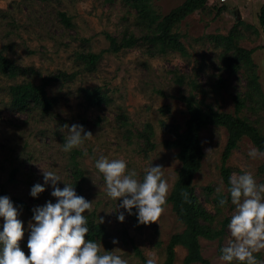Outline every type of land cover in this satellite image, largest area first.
<instances>
[{
    "label": "rangeland",
    "instance_id": "rangeland-1",
    "mask_svg": "<svg viewBox=\"0 0 264 264\" xmlns=\"http://www.w3.org/2000/svg\"><path fill=\"white\" fill-rule=\"evenodd\" d=\"M185 1L151 0V4L158 14L167 16ZM263 5L264 0H209L204 10L191 13L173 30L179 34L187 56L175 51L154 56L157 50L140 40L118 54L106 52L96 70L86 72L78 55L108 50L106 35L120 41L128 33H144L136 25L134 8L124 0H0V51L18 65L35 70L30 78L15 80L0 74V196L7 195L12 202L18 198L31 211L49 200L54 203L51 184L45 185L37 197L30 195V189L36 183L44 184L45 170H57L62 181L72 184V153L61 150L67 135L63 126L82 124L93 135L73 149L81 153L77 158L84 171L81 195L93 202L90 212L85 210L84 215H94L96 223L104 227L100 243L105 250L119 248L117 254L126 258L128 264H145L148 258L162 264L170 239L185 230L168 201L182 163L177 151L163 144L174 139L172 127L185 128L189 115L182 97L192 96L198 102L204 99L216 111L237 114L264 129V104L247 100L242 108H237L236 95L243 98L246 94L244 71L232 74L228 70L235 45L254 50L252 60L264 91V29L259 23ZM61 13L70 19V26L63 22ZM233 30L237 35L230 44L226 38ZM60 72L75 77L62 85L56 80ZM46 78H51L49 96L56 100L51 111L33 109L23 113L12 108L8 91L11 85L29 80L41 84ZM95 87H101L109 97V102L101 107L85 100V90ZM227 140L225 128L210 126L202 131L205 156L193 180L199 201L215 218L211 226L218 230L221 222H229L235 209L230 199L224 208L214 203L217 194L229 195L221 175ZM252 147L255 146L250 139L244 137L227 167L231 174L251 171L258 184L264 183V157L249 158ZM209 149L212 150L208 152ZM100 156L124 158L139 178L151 163L164 168L169 191L165 210L156 222L139 226L132 215L135 208L129 214L118 207L122 198L107 197L103 176L94 163ZM62 181L57 186L63 188ZM13 204L25 229L19 245L28 255V225L33 213ZM120 212L125 215L123 222L117 220ZM113 238L118 240L115 245ZM231 238L227 226L222 240L200 238L203 257L212 264H225L219 260L220 248ZM175 252V264H184L187 250L177 246ZM254 255L264 259V249Z\"/></svg>",
    "mask_w": 264,
    "mask_h": 264
},
{
    "label": "clouds",
    "instance_id": "clouds-1",
    "mask_svg": "<svg viewBox=\"0 0 264 264\" xmlns=\"http://www.w3.org/2000/svg\"><path fill=\"white\" fill-rule=\"evenodd\" d=\"M63 128L67 129L61 144L64 152L81 147L93 137L82 124H65ZM248 157H264V149L252 147ZM94 163L103 176L107 197L122 198L118 207L129 214L135 208L140 224L157 221L165 210L169 191L161 165L151 163L139 178L134 168H128L124 158L100 156ZM42 174L44 184H34L30 195L37 197L45 190V185L51 184V196L56 200L32 209L28 225V255L19 245L25 229L23 221L18 218V209L7 195L0 196V218L3 220L0 223V264H128L126 258L117 254L119 248L105 250L101 243L85 239L89 228L84 213L85 210L90 212L93 202L78 195L72 184L62 181L57 170H45ZM58 181L64 183L63 188L57 186ZM228 183L229 195L219 198L217 206L224 208L229 197L235 206L227 225L232 238L220 248L219 260L225 264H264V259L254 255L264 249V183L258 184L251 171L233 172ZM183 196L188 199V193ZM124 219V212H120L117 220L123 222ZM100 222H103L102 217ZM112 243L115 245L118 240L113 238ZM145 264H156V261L148 258Z\"/></svg>",
    "mask_w": 264,
    "mask_h": 264
},
{
    "label": "trees",
    "instance_id": "trees-1",
    "mask_svg": "<svg viewBox=\"0 0 264 264\" xmlns=\"http://www.w3.org/2000/svg\"><path fill=\"white\" fill-rule=\"evenodd\" d=\"M45 1V0H43ZM130 8H134L137 12L136 25L144 32L142 35L135 33L126 34L122 40L106 35L109 42V49L101 53L84 52L78 55V60L83 65V70L86 72H93L96 70V65L100 58L106 52L118 54L124 49L134 47L138 42L146 41L152 49L157 50V53L162 55L169 51H175L187 56L185 46L180 42L179 34L174 32L175 27L188 15L199 10H204L207 7L209 0H186L180 7L174 9L169 15L162 16L158 14L151 4V0H124ZM63 22L70 26V19L64 14H60ZM260 26L264 29V5L259 14ZM139 29V30H140ZM236 30H233L228 36L222 37L228 39L230 44H233V38L236 37ZM140 36V37H139ZM264 49V45H263ZM254 50H247L238 45H235L231 57L228 59V70L235 74L237 71L243 70L246 78V94L243 98L236 95L237 108H242L244 103L249 100L251 102H258L264 104V91L260 82V76L257 73L256 67L252 60ZM35 73L31 67H24L18 65L14 60L8 58L0 51V74L8 79L30 78ZM57 81L63 84L70 83L75 75L60 72ZM56 75V77H57ZM52 78V77H51ZM46 78L37 84L33 80L22 83H15L9 87L10 103L14 110L28 113L33 109H39L44 113L52 110L55 99L49 96L48 88L50 87V79ZM179 83H183L181 79ZM194 88L197 85L193 84ZM85 100L88 104L101 107L109 102L107 93L101 87L85 90ZM185 104L186 111L189 115L185 123V128L180 130L177 127H172L171 132L174 134V139L163 142L168 149L177 151V158L181 162V168L178 174V180L174 187V192L168 200L173 205V212L178 216L182 224L185 225V230L179 234L174 235L167 246V254L162 264H175L177 246H183L187 250V255L184 259V264H212L202 255L200 238L207 240H222L224 228L228 225V220L221 222V230L213 228L211 225L215 220L206 208L201 204L199 198L193 187V180L196 174L200 171L204 160L205 153L201 145V133L204 129L210 126L225 128L228 134L227 145L223 154V165L221 170L222 179L229 187V176L231 169L227 167V162L234 150L237 149L239 142L247 137L255 147L264 149V129H259L251 124L248 119L230 113L216 111L212 106L206 105L205 100L199 102L192 96L182 97ZM168 109V107H166ZM169 110V109H168ZM71 167L73 170L75 191L78 195L82 194V184L84 180V171L80 167L77 158L78 150H72ZM81 154V153H80ZM16 170L12 171L11 179L14 180ZM188 193V199L185 200L183 193ZM225 196L224 194H217L214 198V203L217 206L218 199ZM230 199V197H229ZM13 202L22 208L29 211V206L18 198H14ZM228 205V204H227ZM217 210H221L217 208ZM32 212V211H31ZM136 213V210L134 211ZM132 213L137 222L136 214ZM88 217L89 231L85 235L86 240H94L97 243L102 242L104 235V227L96 223L95 217L92 214L86 215ZM139 226L142 224L138 223ZM107 247L109 243H106Z\"/></svg>",
    "mask_w": 264,
    "mask_h": 264
},
{
    "label": "built area",
    "instance_id": "built-area-1",
    "mask_svg": "<svg viewBox=\"0 0 264 264\" xmlns=\"http://www.w3.org/2000/svg\"><path fill=\"white\" fill-rule=\"evenodd\" d=\"M227 0H221V2H226Z\"/></svg>",
    "mask_w": 264,
    "mask_h": 264
}]
</instances>
